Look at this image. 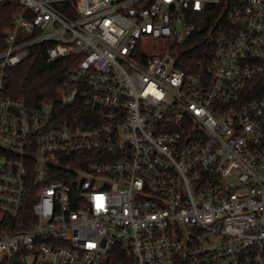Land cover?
Returning <instances> with one entry per match:
<instances>
[{"label":"built area","instance_id":"built-area-1","mask_svg":"<svg viewBox=\"0 0 264 264\" xmlns=\"http://www.w3.org/2000/svg\"><path fill=\"white\" fill-rule=\"evenodd\" d=\"M10 1L0 264H264V0L227 10L197 74L174 54L221 0ZM44 41L80 62L31 108L6 72Z\"/></svg>","mask_w":264,"mask_h":264},{"label":"trees","instance_id":"trees-1","mask_svg":"<svg viewBox=\"0 0 264 264\" xmlns=\"http://www.w3.org/2000/svg\"><path fill=\"white\" fill-rule=\"evenodd\" d=\"M240 1L221 0L220 4L207 5L204 11L193 14L190 21L195 29L187 43L177 48L174 54L177 68L188 74H197L212 63L216 55L213 39L221 31L236 27L226 13L228 9L239 5ZM22 11L23 7L17 1L0 0V52L6 48L5 39L14 28L15 16ZM50 46L51 42L48 41L32 45L28 49L27 59L7 70L5 85L9 97L23 100L31 108L38 107L46 99L55 100L57 88L66 78L69 68L77 65L80 58L66 57L50 62L47 53ZM260 84L259 90H264V81ZM87 156H81L82 164L87 163ZM82 164L76 161L67 163L74 167ZM28 260L27 253L21 252L9 264H30Z\"/></svg>","mask_w":264,"mask_h":264},{"label":"rangeland","instance_id":"rangeland-1","mask_svg":"<svg viewBox=\"0 0 264 264\" xmlns=\"http://www.w3.org/2000/svg\"><path fill=\"white\" fill-rule=\"evenodd\" d=\"M28 261H29V263H31L32 259H30V260H28Z\"/></svg>","mask_w":264,"mask_h":264}]
</instances>
